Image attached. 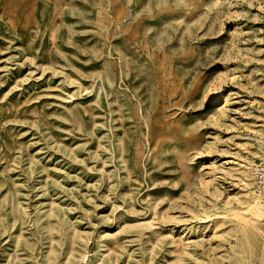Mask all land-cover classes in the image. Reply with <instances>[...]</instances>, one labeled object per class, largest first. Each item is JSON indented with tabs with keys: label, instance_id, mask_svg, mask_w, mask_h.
Here are the masks:
<instances>
[{
	"label": "rangeland",
	"instance_id": "rangeland-1",
	"mask_svg": "<svg viewBox=\"0 0 264 264\" xmlns=\"http://www.w3.org/2000/svg\"><path fill=\"white\" fill-rule=\"evenodd\" d=\"M262 160L264 0H0V264H264Z\"/></svg>",
	"mask_w": 264,
	"mask_h": 264
},
{
	"label": "built area",
	"instance_id": "built-area-1",
	"mask_svg": "<svg viewBox=\"0 0 264 264\" xmlns=\"http://www.w3.org/2000/svg\"><path fill=\"white\" fill-rule=\"evenodd\" d=\"M251 173L257 188L264 193V160L255 164Z\"/></svg>",
	"mask_w": 264,
	"mask_h": 264
},
{
	"label": "bare ground",
	"instance_id": "bare-ground-1",
	"mask_svg": "<svg viewBox=\"0 0 264 264\" xmlns=\"http://www.w3.org/2000/svg\"><path fill=\"white\" fill-rule=\"evenodd\" d=\"M253 168V167H252ZM251 176H252V174H250ZM252 178H253V176H252ZM253 181H254V179H253ZM258 191H261V190H259L258 189ZM262 192V191H261ZM263 193V192H262ZM262 193H260L256 198H255V205H254V208H253V210H255L257 207H260V202L259 201H257L258 200V197H260L261 195H263ZM264 215H262V216H260V215H258V216H256V217H258V219L259 218H262Z\"/></svg>",
	"mask_w": 264,
	"mask_h": 264
}]
</instances>
